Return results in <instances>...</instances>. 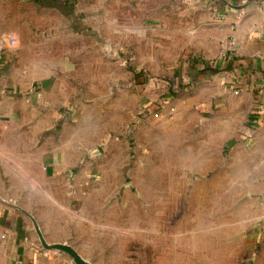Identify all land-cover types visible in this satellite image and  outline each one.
<instances>
[{
	"label": "rangeland",
	"instance_id": "1",
	"mask_svg": "<svg viewBox=\"0 0 264 264\" xmlns=\"http://www.w3.org/2000/svg\"><path fill=\"white\" fill-rule=\"evenodd\" d=\"M102 1L0 0L1 31L10 41L19 40V47L10 50L11 58L18 60L26 43L35 54L32 43L43 39L41 52L68 46L81 61L86 54L77 49L91 43L92 63L99 64L103 31L109 62L122 61L130 73L125 78L130 88H151L162 101L167 93L173 94L172 104L163 103L167 107L144 101L128 119L118 143L111 148L104 139L86 154L89 179L72 183L70 196L61 190L62 215L57 223L70 229L62 235L70 236L94 264H264V177L249 180L245 172L250 173V166H229L235 142L220 155L215 152L214 158L212 149L207 150L209 159H204L196 121H182L174 102L197 81L190 71L194 67L183 63L185 52L191 50L181 52L177 60L168 59L164 74L142 63L135 49L115 50L117 41L136 43L143 56L160 50L166 29L180 27L173 19H163L176 15L181 0H124L128 6L120 8L102 7ZM198 2L194 0L197 6ZM69 31L75 34L71 39ZM145 70L158 78L156 83L149 81ZM185 75H191L189 83ZM242 132L236 145L255 143L256 135ZM83 167L84 162L74 175ZM57 185L54 181L46 190ZM67 205L69 212L64 214Z\"/></svg>",
	"mask_w": 264,
	"mask_h": 264
},
{
	"label": "crops",
	"instance_id": "2",
	"mask_svg": "<svg viewBox=\"0 0 264 264\" xmlns=\"http://www.w3.org/2000/svg\"><path fill=\"white\" fill-rule=\"evenodd\" d=\"M101 3L106 8L128 6L124 0ZM181 3L176 15L163 19L180 24L176 31L166 29L161 48L165 51L143 56L136 43L121 41L114 44L115 50L135 49L141 62L159 74L167 71L168 59L177 60L184 50L215 59L214 67L190 69L197 81L174 100L178 113L186 124L196 121L203 136L204 159H209L207 150L212 149L214 158L215 152L220 155L235 142L229 166H250V173L245 172L249 180L263 178L264 91L258 93V88H264V0H202L198 6L194 0ZM1 30L0 46L6 47V53L0 72V264H76L62 251L42 245L28 213L39 221L48 241L71 243L84 254L70 236L62 235L70 230L68 224L58 227L61 190L70 196L72 183H86L90 167L86 154L98 149L104 139L110 147L118 143L128 119L144 101H155L159 107L169 103L173 94L167 93L162 101L151 88H130L125 81L130 73L122 61L109 62L103 31L102 62L93 64L91 43L77 49L86 54L81 61L68 46L59 52H41L43 39L32 43L35 54L34 47L26 43L18 60L11 58L10 50L19 47V40L10 41ZM71 35L75 34L69 31L67 39ZM232 39L233 45H228ZM257 100L263 102L261 114ZM242 131L256 135L255 143L236 145ZM82 162L83 170L74 175ZM54 181L58 185L46 190Z\"/></svg>",
	"mask_w": 264,
	"mask_h": 264
},
{
	"label": "water",
	"instance_id": "3",
	"mask_svg": "<svg viewBox=\"0 0 264 264\" xmlns=\"http://www.w3.org/2000/svg\"><path fill=\"white\" fill-rule=\"evenodd\" d=\"M28 215L32 219L35 229L41 240V243L45 248L62 251L63 253L69 255L76 264H94L90 259L86 258L83 254H81L80 251L73 244L68 242L48 241L36 217L31 213H28Z\"/></svg>",
	"mask_w": 264,
	"mask_h": 264
},
{
	"label": "built area",
	"instance_id": "4",
	"mask_svg": "<svg viewBox=\"0 0 264 264\" xmlns=\"http://www.w3.org/2000/svg\"><path fill=\"white\" fill-rule=\"evenodd\" d=\"M233 43H234V40L232 39L231 41L228 42V45H233ZM4 50L5 49L3 47H0V59H1L2 55L4 54ZM225 57H226V55L224 54L223 58H225ZM183 63L185 65V67L193 66L195 69H200V68L202 69L204 67L216 66V60L215 59H204L202 56L197 55L191 51L185 52V54L183 56ZM145 72H146V75H147L149 81L152 83H156V80H158V78L155 76H152L147 70H145ZM191 78H192L191 75H189V76L185 75L184 81L189 83ZM236 92H238V90ZM261 92H262V90H261ZM262 103L263 102L260 101L258 103V106H257L258 113H260V114H261V112H263Z\"/></svg>",
	"mask_w": 264,
	"mask_h": 264
}]
</instances>
